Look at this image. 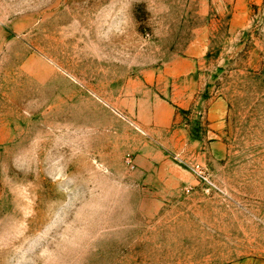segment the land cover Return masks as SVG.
Listing matches in <instances>:
<instances>
[{
    "label": "rangeland",
    "instance_id": "obj_1",
    "mask_svg": "<svg viewBox=\"0 0 264 264\" xmlns=\"http://www.w3.org/2000/svg\"><path fill=\"white\" fill-rule=\"evenodd\" d=\"M0 264H264V0H0Z\"/></svg>",
    "mask_w": 264,
    "mask_h": 264
},
{
    "label": "crops",
    "instance_id": "obj_2",
    "mask_svg": "<svg viewBox=\"0 0 264 264\" xmlns=\"http://www.w3.org/2000/svg\"><path fill=\"white\" fill-rule=\"evenodd\" d=\"M195 69L196 65L194 62H189V67L187 69H182L180 66L172 65L171 67H169L168 74L171 77H181L183 75L193 73ZM189 89V96H193L195 91L192 89V85ZM185 103L186 100H183V102H181V105H184ZM156 107L157 109H155L154 115L153 117H151L153 122L161 127H168L169 125H171L175 118V105L160 98L159 100H157Z\"/></svg>",
    "mask_w": 264,
    "mask_h": 264
}]
</instances>
